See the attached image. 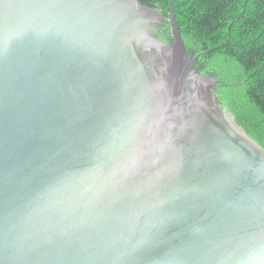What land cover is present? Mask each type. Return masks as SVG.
<instances>
[{
    "label": "water",
    "instance_id": "95a60500",
    "mask_svg": "<svg viewBox=\"0 0 264 264\" xmlns=\"http://www.w3.org/2000/svg\"><path fill=\"white\" fill-rule=\"evenodd\" d=\"M168 2L165 40L140 0H0V264H264V150Z\"/></svg>",
    "mask_w": 264,
    "mask_h": 264
},
{
    "label": "trees",
    "instance_id": "16d2710c",
    "mask_svg": "<svg viewBox=\"0 0 264 264\" xmlns=\"http://www.w3.org/2000/svg\"><path fill=\"white\" fill-rule=\"evenodd\" d=\"M140 2L163 14L159 35L166 37L164 31L170 28L168 0ZM171 3L186 50L201 53L197 65L216 73L215 91L220 100L264 150V0Z\"/></svg>",
    "mask_w": 264,
    "mask_h": 264
},
{
    "label": "flooded vegetation",
    "instance_id": "af4514ba",
    "mask_svg": "<svg viewBox=\"0 0 264 264\" xmlns=\"http://www.w3.org/2000/svg\"><path fill=\"white\" fill-rule=\"evenodd\" d=\"M160 26H158V29H157V33L159 34V32H160ZM164 34H166V37L165 36H162L165 40H168L169 39V37H170V34H169V30H165L164 31Z\"/></svg>",
    "mask_w": 264,
    "mask_h": 264
},
{
    "label": "bare ground",
    "instance_id": "6f19581e",
    "mask_svg": "<svg viewBox=\"0 0 264 264\" xmlns=\"http://www.w3.org/2000/svg\"><path fill=\"white\" fill-rule=\"evenodd\" d=\"M236 129H237V131L239 132V134H240L241 136L243 135V136L246 138V135L243 133V131H242L241 129H239L238 126L236 127ZM243 136H242V137H243Z\"/></svg>",
    "mask_w": 264,
    "mask_h": 264
}]
</instances>
